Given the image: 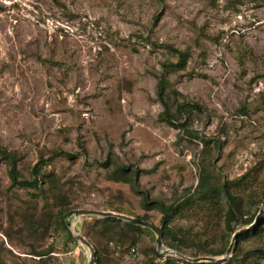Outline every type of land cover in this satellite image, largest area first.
Returning a JSON list of instances; mask_svg holds the SVG:
<instances>
[{
  "label": "rangeland",
  "instance_id": "1",
  "mask_svg": "<svg viewBox=\"0 0 264 264\" xmlns=\"http://www.w3.org/2000/svg\"><path fill=\"white\" fill-rule=\"evenodd\" d=\"M0 149L19 181L47 160L22 188L0 155V264H88L60 226L65 214L112 212L163 231L159 203L188 244L162 233L158 248L148 228L92 215L72 228L95 264L224 258L244 228L227 229L221 186L243 199L245 220L264 201V0H0ZM201 179L217 190L196 194ZM231 257L264 264V222Z\"/></svg>",
  "mask_w": 264,
  "mask_h": 264
},
{
  "label": "trees",
  "instance_id": "2",
  "mask_svg": "<svg viewBox=\"0 0 264 264\" xmlns=\"http://www.w3.org/2000/svg\"><path fill=\"white\" fill-rule=\"evenodd\" d=\"M168 49L172 50L170 47H168ZM172 52L177 55L178 57V63L176 64V67H181L182 64L184 63V55L181 54L180 52H177L175 50H172ZM162 93V86L159 87V94L161 95ZM160 97V96H159ZM160 100H161V104L163 105V107L165 108V112L167 114V121L172 123V124H175V121L173 120V118L168 115V106H166L164 104V101L162 100V97H160ZM188 104H180L177 108H178V112H181L185 109V107L187 108ZM191 108L197 110V111H200V109L197 107V106H190ZM0 155L2 157L3 160L7 161L9 164H10V170H9V179H10V183H11V186L13 187H22V188H33L37 185L39 179H38V171H39V168L40 166L45 163V161L47 160H40L34 167H33V170H32V174L34 176V181L30 182V181H26V180H23V181H19V177H18V171H17V168H16V161L14 158H12L6 151H4L3 149H0ZM58 156V154H55L53 156H51L50 158H48V161H52L54 160L56 157ZM114 171V170H113ZM120 172L122 174L121 176V179L122 181H125V182H130V184H135L137 183V175L136 173H133V172H129L127 170L126 167H116L115 168V173L116 172ZM246 180L245 178L237 181L233 187L236 188V189H241L243 187H241V184L244 183ZM247 182V181H246ZM230 186L231 184H228V183H225L224 185L221 186V192H223L225 198H226V201L228 203V209L227 211L225 212V221H226V225H227V229H230L229 231L234 233L235 231V226H239L240 225V228H248L249 226H251L255 219L254 220H245L243 219V216L241 214V209H242V203H243V199L240 198V195H237L235 193H231L230 191ZM213 190H217V189H214L213 187H211L209 184L206 183V181L204 179H201L199 185L197 186V189H196V194H199L200 196H203V195H207L209 193V195H212L213 194ZM204 191H206L204 193ZM206 197V196H204ZM159 207V210L160 212L162 213V226H163V231L162 233H164L165 236L169 237L170 239L176 241L178 244H183V245H186L188 244L189 242H187L186 240L182 239V238H178L177 235H175V233L167 228V225H168V222L170 220V212H169V208H167L165 205H163L162 203H159L158 205ZM66 212H68L66 210ZM142 220H145V219H142ZM121 220H117V219H112V218H105L103 219V222L105 223H116V222H119ZM124 223V226L125 228H131V229H140L142 228L141 226H137V225H133L127 221H122ZM263 222H264V211H263V214H261V217L259 218L258 222L247 232H243L241 233L239 236H237L236 238V243L238 244L241 240H243V238H247L249 236L250 233H252V237L253 236H259L261 233H262V230H263ZM234 225V226H233ZM60 226H62V223L60 222ZM62 230H63V226H62ZM167 248L169 250H175L176 252H178L179 254H181V251L177 250V248H175L169 241L167 242ZM95 254H96V251H94ZM223 254L222 252L218 253L217 254H206L208 256H219ZM35 256H38V257H41V256H44V254H34ZM193 257L196 259L198 258L197 255H193ZM194 260V259H193ZM232 257L229 258L228 260H226L225 263L223 264H234L232 261ZM98 261V259H97ZM166 263L164 264H170L171 261H165ZM189 264H204V263H189ZM205 264H216V263H205Z\"/></svg>",
  "mask_w": 264,
  "mask_h": 264
},
{
  "label": "water",
  "instance_id": "3",
  "mask_svg": "<svg viewBox=\"0 0 264 264\" xmlns=\"http://www.w3.org/2000/svg\"><path fill=\"white\" fill-rule=\"evenodd\" d=\"M263 209H264V201L262 203L259 214H258L257 218L255 219L254 223L251 226H249L248 228L241 229L233 235L232 242L230 243L224 258L216 260L213 258L205 257V258L194 259V260H190V261L196 262V263H201V262L202 263H216V264L225 263L227 260V257L229 256V253L232 249V246H233L234 242L236 241L237 236H239L243 232L249 231L257 223L258 219L260 218L261 214L263 213ZM85 215H92V216H97V217H101V218H112V219H117V220H121V221H127L133 225L141 226L143 228H148L149 230L154 232L157 236L156 246L158 248L161 247L162 231H161V229L157 228L154 224H152L148 221H145L142 219H137V218H131V217H128L125 215L116 214V213H112V212H101V211H91V210H72V211H69L67 214H65L62 217L61 222H62V225L64 226L66 233L68 234L69 237L72 238L73 242L77 241L89 250L90 260H89L88 264H95V260H96L95 252H94L93 248L91 247V245L89 244V242L87 240H85V238L83 236L78 234L77 231L72 230L70 223L68 222V219H74L78 216H85ZM168 253H169L168 251L165 252V254H168Z\"/></svg>",
  "mask_w": 264,
  "mask_h": 264
},
{
  "label": "crops",
  "instance_id": "4",
  "mask_svg": "<svg viewBox=\"0 0 264 264\" xmlns=\"http://www.w3.org/2000/svg\"><path fill=\"white\" fill-rule=\"evenodd\" d=\"M71 225L74 228L75 224L73 222H71ZM80 253L84 255L85 254V251H84L83 246H81V244H77V246H76L75 251L73 252V254L74 255H79ZM75 263H76V261H74V264Z\"/></svg>",
  "mask_w": 264,
  "mask_h": 264
},
{
  "label": "clouds",
  "instance_id": "5",
  "mask_svg": "<svg viewBox=\"0 0 264 264\" xmlns=\"http://www.w3.org/2000/svg\"><path fill=\"white\" fill-rule=\"evenodd\" d=\"M74 220H75V218H74ZM73 221V219H68V222L70 223V226H71V228L73 227L72 225H71V222ZM74 223V222H73ZM75 224V223H74ZM76 225V224H75ZM72 230H73V228H72ZM77 231V230H76ZM66 232V231H65ZM68 235V234H67ZM77 242V241H76ZM83 246V245H82ZM83 247H85V246H83ZM86 248V247H85Z\"/></svg>",
  "mask_w": 264,
  "mask_h": 264
},
{
  "label": "built area",
  "instance_id": "6",
  "mask_svg": "<svg viewBox=\"0 0 264 264\" xmlns=\"http://www.w3.org/2000/svg\"><path fill=\"white\" fill-rule=\"evenodd\" d=\"M132 252H133V250H132Z\"/></svg>",
  "mask_w": 264,
  "mask_h": 264
},
{
  "label": "flooded vegetation",
  "instance_id": "7",
  "mask_svg": "<svg viewBox=\"0 0 264 264\" xmlns=\"http://www.w3.org/2000/svg\"><path fill=\"white\" fill-rule=\"evenodd\" d=\"M62 223V222H61Z\"/></svg>",
  "mask_w": 264,
  "mask_h": 264
}]
</instances>
